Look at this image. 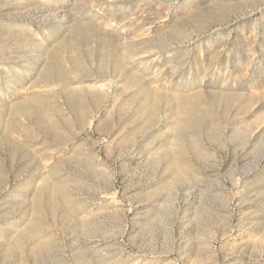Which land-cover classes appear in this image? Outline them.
Wrapping results in <instances>:
<instances>
[{"label":"rangeland","instance_id":"rangeland-1","mask_svg":"<svg viewBox=\"0 0 264 264\" xmlns=\"http://www.w3.org/2000/svg\"><path fill=\"white\" fill-rule=\"evenodd\" d=\"M0 264H264V0H0Z\"/></svg>","mask_w":264,"mask_h":264},{"label":"bare ground","instance_id":"bare-ground-1","mask_svg":"<svg viewBox=\"0 0 264 264\" xmlns=\"http://www.w3.org/2000/svg\"><path fill=\"white\" fill-rule=\"evenodd\" d=\"M143 63V62H142ZM184 130H182V129H180L179 130V133H182ZM178 133V135L176 136V137H178V136H180V134Z\"/></svg>","mask_w":264,"mask_h":264}]
</instances>
